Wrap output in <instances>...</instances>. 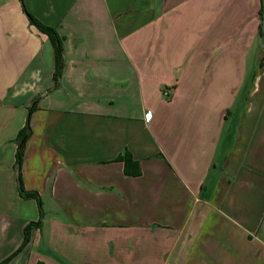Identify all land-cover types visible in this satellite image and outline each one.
I'll list each match as a JSON object with an SVG mask.
<instances>
[{"label":"crops","instance_id":"1","mask_svg":"<svg viewBox=\"0 0 264 264\" xmlns=\"http://www.w3.org/2000/svg\"><path fill=\"white\" fill-rule=\"evenodd\" d=\"M22 5L63 66L0 0V263L264 264V0Z\"/></svg>","mask_w":264,"mask_h":264},{"label":"trees","instance_id":"2","mask_svg":"<svg viewBox=\"0 0 264 264\" xmlns=\"http://www.w3.org/2000/svg\"><path fill=\"white\" fill-rule=\"evenodd\" d=\"M19 3H20L21 10L26 15L28 23L30 25L34 26L40 33L45 34L47 36L50 44H51L52 51H53V60H54V70H53L52 75H51V80H52V86L54 87L57 83V80L60 76L61 69L63 66V64H62L61 40L55 34V32L52 29L40 24L35 19H33L29 14L26 13V11L24 10V7L22 5V0H19ZM261 6L262 5H260V10H262ZM258 34H260L259 29H258ZM35 103H36V99H34L31 106L29 107V109H28L29 113L33 109ZM28 119H29V116L26 117L23 127L18 131V133L16 134L15 139H14V141L16 143V151H15V155H14L13 167L15 170V177H16L18 194L23 199L33 198L37 204V207L39 208V201H38L37 196L34 193L23 191L22 187H21V179H20L21 152L23 149L24 142L29 135ZM129 159H130V156L125 151L120 156L117 157V160L122 161L124 164L127 163ZM27 232H28V227L24 228V237H23V240H22V243L20 246L25 245V243L27 242ZM3 263H4V261L1 262L0 264H3Z\"/></svg>","mask_w":264,"mask_h":264},{"label":"rangeland","instance_id":"3","mask_svg":"<svg viewBox=\"0 0 264 264\" xmlns=\"http://www.w3.org/2000/svg\"><path fill=\"white\" fill-rule=\"evenodd\" d=\"M256 39H257V36H256ZM244 79H243V81H242V84H241V86H240V88H239V94H238V100H240L244 95H245V90H246V88H247V85L250 83V80L249 79H247V76L245 77H243ZM258 98L255 96L254 97V99H251V100H257Z\"/></svg>","mask_w":264,"mask_h":264}]
</instances>
